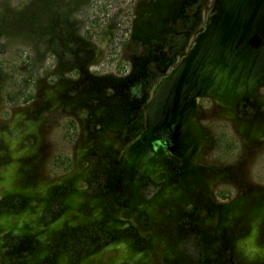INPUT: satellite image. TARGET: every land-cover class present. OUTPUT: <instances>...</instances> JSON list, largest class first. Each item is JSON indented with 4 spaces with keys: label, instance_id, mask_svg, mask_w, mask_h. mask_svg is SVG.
Segmentation results:
<instances>
[{
    "label": "rangeland",
    "instance_id": "374dc122",
    "mask_svg": "<svg viewBox=\"0 0 264 264\" xmlns=\"http://www.w3.org/2000/svg\"><path fill=\"white\" fill-rule=\"evenodd\" d=\"M231 1L0 0V232H13L0 233V264H264V45L240 55L259 57L250 78L200 79L175 148L140 155L125 117L123 96L143 85L153 98L221 3L228 14L264 7ZM202 60L223 62L211 52ZM92 165L109 178L99 202L93 191L59 203L67 218L88 197L94 219L73 212L43 229L49 190L70 176L76 187Z\"/></svg>",
    "mask_w": 264,
    "mask_h": 264
},
{
    "label": "flooded vegetation",
    "instance_id": "af4514ba",
    "mask_svg": "<svg viewBox=\"0 0 264 264\" xmlns=\"http://www.w3.org/2000/svg\"><path fill=\"white\" fill-rule=\"evenodd\" d=\"M233 1L234 0L231 1V5L234 7ZM225 2L221 3L220 13L214 18L211 26L209 27L210 32L207 29L206 33H209L206 34V36H203V38L199 41L196 46L197 49L185 57V60L179 70L174 72L171 77L166 79L161 84L153 98L146 99L147 94L143 93V85L140 87L138 94H133L138 99L137 104L130 102V100L134 97L132 94L126 93L123 96L127 106H129V108L127 107L126 109L127 111L125 110V117L127 118V123L129 125L127 127L137 130L138 133L135 140L133 139L130 144L131 147L133 146V148H135L140 155L158 154L155 150L157 145L167 147V149H172L175 148L178 143L183 141L186 137L185 127L190 121L189 118L191 117L190 115L192 114L191 112L194 106L193 96L190 95L197 91L198 88L200 89L201 84L204 85L206 83H210V85H212L218 80H233L234 73L241 72L244 73L243 75L245 78H250V63L257 61L259 57L250 58L249 56L248 58L249 60L251 59V61L244 59L241 61L240 55L242 52L248 53L246 51L247 46L251 48L258 47L250 44V38L252 35L258 36L260 42L258 50L262 45H264V34L262 35V33H264V7L261 13L253 10V12H251L253 14L250 15L247 13L248 10L244 11L246 3L245 6L241 8L240 12L228 14L227 10L224 9ZM250 11L252 10H249V12ZM225 16H228V19L225 20ZM253 21L259 24L257 31H255V29H251L252 27L249 26V23ZM220 30L222 32H230V35H228L227 38L221 37L219 39L216 34ZM207 52L220 55L223 62L217 63L202 60V55ZM257 62L260 63V65L256 70L260 75L261 70L264 68V61L260 60ZM239 64L249 65L247 67L240 68ZM207 74H211L210 77ZM200 79L203 80L204 84L200 82ZM134 106L137 112L135 110L132 111ZM133 134L134 133L127 134V137H130ZM93 168L96 169L94 172H92ZM97 171L98 167L92 165L89 168V171L82 175L83 179L78 182L76 187L68 185V178H70V176L65 178L60 184H55L49 190L48 197L45 199L43 204L45 214H43L40 219L41 222L43 221L41 223L43 229L47 226V224H50L52 227L53 222L57 220L65 222L66 220L71 219L73 212L79 213L81 211H87L90 212L92 219H94L96 214L94 213L93 215V212L96 211L92 210V207L89 206L88 197L81 198L80 208L70 210L67 218H60L64 209L63 205L59 202H62L63 199L70 198V196L76 193L88 195L93 191L94 194L98 196L99 202V191H101V186L104 184V181H107L109 178H104L103 181L104 174ZM78 185H81L83 188L77 189ZM109 185L110 189L113 191V183L110 182ZM168 185L170 186L171 184ZM53 189H56V191L51 193ZM166 191L169 190L167 189L161 194L168 195V192ZM5 197L8 198L11 203L8 206H4V209L9 214L4 216L10 219L12 217L11 212L14 210V198L8 195ZM110 197V200L108 199L109 204L112 203L117 209H122V203L119 196L116 198V196L111 193ZM174 206L177 207L176 205ZM103 219L104 218L102 216V220ZM73 222L74 219H72L69 223ZM91 222H89V224ZM1 234H4L3 236H8L13 235V232L12 229L9 228ZM16 236L21 239L17 242V246H21V242H23L22 239H24L26 234H16ZM26 240L27 239H25V242ZM17 250L14 252H17ZM14 252L9 253V255H12Z\"/></svg>",
    "mask_w": 264,
    "mask_h": 264
},
{
    "label": "water",
    "instance_id": "95a60500",
    "mask_svg": "<svg viewBox=\"0 0 264 264\" xmlns=\"http://www.w3.org/2000/svg\"><path fill=\"white\" fill-rule=\"evenodd\" d=\"M247 5V4H246ZM250 7V6H249ZM249 9V8H248ZM253 11V10H252ZM256 12V11H255ZM250 44L253 46H258L260 45L259 39L257 35H252V37L250 38ZM257 55L254 54V57H256Z\"/></svg>",
    "mask_w": 264,
    "mask_h": 264
}]
</instances>
